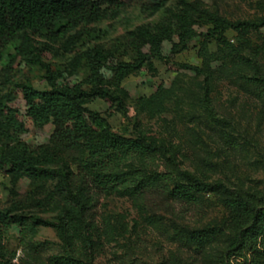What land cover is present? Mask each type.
<instances>
[{
    "label": "rangeland",
    "instance_id": "1",
    "mask_svg": "<svg viewBox=\"0 0 264 264\" xmlns=\"http://www.w3.org/2000/svg\"><path fill=\"white\" fill-rule=\"evenodd\" d=\"M122 1L125 6L115 15L82 25L56 42L38 41L43 61L70 84L85 77L87 69L77 62L94 49L118 51L122 61L133 63V53L125 57L126 48L120 49L131 47L129 34L139 28L154 31L171 25L173 16L184 10L183 2L195 7L191 15L197 20L200 13L208 12L232 24H249L225 34L230 47L218 46L210 38L212 27L204 20H198L190 38L175 34L165 41L159 57L151 56L150 45L145 46V65L122 83L127 115L99 99L87 107L101 113L114 132L141 134L165 147L168 156L178 161V169L255 197L264 206V26L251 25L264 21V0H170L156 14L147 9L148 0ZM16 47L21 49V43ZM27 53L25 49L16 55L8 76L0 69V99L10 98L9 106L19 111L26 124L21 140L36 157L48 166L75 170L80 153L56 149L50 143L54 126L38 129L25 118L26 101L18 85L31 82L37 90L47 88L43 69L31 66ZM10 60L7 57L2 66ZM102 74L106 79L113 75L109 69ZM206 100L216 118L209 116ZM167 160L156 154L150 171H175ZM140 166L136 160L124 172L131 177ZM56 184L52 177L31 180L0 170V209L23 202L27 205L20 213L54 221L65 208L64 198L45 208L28 203L44 200ZM158 185L141 190V196L125 189L99 194L78 180L74 190L86 202L85 227L77 218H69L65 237L70 245L51 227L32 228L26 242L13 228L0 243V256L5 264H50L53 258L79 248L92 264H222L238 230L225 206L230 193L190 190L197 200L189 202L177 197L174 185L167 189ZM216 226L229 230L207 243L193 241L194 231Z\"/></svg>",
    "mask_w": 264,
    "mask_h": 264
},
{
    "label": "trees",
    "instance_id": "2",
    "mask_svg": "<svg viewBox=\"0 0 264 264\" xmlns=\"http://www.w3.org/2000/svg\"><path fill=\"white\" fill-rule=\"evenodd\" d=\"M170 0H148L151 14L161 11ZM125 6L122 0H0V69L8 76L16 60V55L27 50V62L31 66H40L45 74L47 88L37 90L31 82L18 85L26 101V120L35 128L42 129L50 124L54 126L50 143L59 150L80 153L76 169L51 167L39 159L21 140L26 132V124L20 120L19 111L9 106L10 98L0 99V170L19 178L37 180L52 177L56 186L44 200L31 201L29 206L45 208L52 206L58 198H64L65 208L54 221H45L20 213L27 204L17 202L12 208L0 209V243L13 228H18L22 242L30 237L32 228L51 227L58 230L67 245L69 239V218L75 217L85 223L83 213L86 202L81 194L74 190V184L81 180L90 190L99 194H109L119 189L132 190L134 196H141L146 188L161 186L167 189L174 185L177 197L196 202L190 195L226 190L230 197L225 206L237 223L238 230L232 237L223 256L222 264H264L261 260L264 245V206L252 196H244L237 190H228L223 184H210L189 171L178 169V161L168 156L165 147L148 141L141 134L127 136L113 131L108 120L87 105L94 100L111 102L125 116L128 113L123 98L122 83L134 71L140 70L147 61L142 49L150 45L151 56L159 57L165 41L179 34L183 39L191 37L192 28L198 20H204L212 27L210 38L218 46L230 47L225 36L229 30L238 31L249 24L236 23L211 15L200 13L198 20L191 15L195 7L183 2L184 10L175 14L171 25L159 27L154 31L139 28L128 36L131 47L126 48L125 57L131 52L133 63L122 61L118 51L94 49L80 59L77 64L87 69V74L76 84L66 81L64 75L47 65L42 58L38 41L56 42L76 31L82 25L102 21L110 15L119 13ZM264 26V21L251 24ZM22 48L17 49V43ZM14 49L12 50V48ZM14 50L18 53L15 55ZM130 52H129V51ZM9 57L10 64L2 66ZM116 61V64L110 65ZM103 69L112 72V78L106 79ZM206 110L211 118H216L210 103L205 101ZM163 155L175 167V171L159 174L152 173L154 156ZM139 160L140 167L131 174L124 169ZM137 182V183H136ZM144 186V187H143ZM142 190V191H141ZM84 230V229H82ZM79 231V234H81ZM226 228L208 227L194 231V242L207 243L226 234ZM85 231V230H84ZM0 256V264L3 262ZM50 264H92L85 258L84 251L75 248L64 255L55 257Z\"/></svg>",
    "mask_w": 264,
    "mask_h": 264
}]
</instances>
